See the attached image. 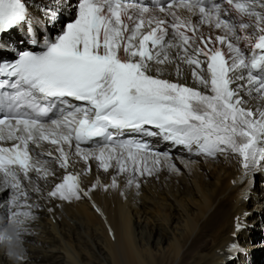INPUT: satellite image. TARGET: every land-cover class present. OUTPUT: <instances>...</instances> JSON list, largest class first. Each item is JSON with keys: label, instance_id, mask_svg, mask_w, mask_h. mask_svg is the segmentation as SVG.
<instances>
[{"label": "snow or ice", "instance_id": "1", "mask_svg": "<svg viewBox=\"0 0 264 264\" xmlns=\"http://www.w3.org/2000/svg\"><path fill=\"white\" fill-rule=\"evenodd\" d=\"M35 3L0 0V89L15 90L12 111L0 113V194L9 192L7 207L17 209L8 212L0 230L31 217L22 179L34 183L33 172L37 179L55 176L46 167L50 162L66 174L47 195L70 202L98 184L81 188L79 174L67 171L73 155L85 164L98 161L104 171L114 160L118 174H129V186L171 159L147 142L119 140L125 131L159 137L198 156L237 155L245 180L264 173V108H245L240 95L254 92L253 99L264 101V75L259 74L264 72V11L256 10L264 9V0H226L228 8L217 0H166L156 9L138 0H48L33 9ZM179 7L198 14L199 22L182 19L174 10ZM157 9L171 21L146 15ZM205 24L222 34L197 35ZM13 33L18 39H6ZM241 41L250 53L241 49ZM170 49L176 50L175 58ZM177 60L192 68L193 80L205 91L160 78L161 68L150 74L153 64ZM45 142L54 150L34 156L30 145L42 148ZM92 142L95 148L82 146ZM45 156L50 159L37 158ZM244 228L238 218L234 237ZM239 252L238 242L230 241L227 264Z\"/></svg>", "mask_w": 264, "mask_h": 264}, {"label": "bare ground", "instance_id": "2", "mask_svg": "<svg viewBox=\"0 0 264 264\" xmlns=\"http://www.w3.org/2000/svg\"><path fill=\"white\" fill-rule=\"evenodd\" d=\"M47 2L48 0H36L33 9ZM74 2L75 0L73 4ZM224 4L229 7L227 3ZM174 10L184 20L199 22L198 15L193 16L187 10ZM256 10L264 11L259 7ZM146 15L164 17L163 13L155 11ZM233 15H235L234 12ZM64 17L68 18V11H65ZM164 18L169 21L172 19L170 16ZM60 27L61 24H57L55 31H59ZM201 33L205 36L211 34L213 37L222 34L206 24L200 26L197 35ZM188 34L191 35V33ZM8 38L18 39L15 33L6 37ZM239 46L242 50L248 48L243 41ZM224 50L227 51L226 48ZM169 54L175 58L176 50L170 49ZM177 65L180 68L179 76ZM204 67L206 68V65ZM156 68L162 69L160 76L162 79L205 91L193 80L192 68L185 63L177 60L175 63L153 64L151 75L157 74ZM240 83L244 81H237V84ZM232 87L235 88L236 84ZM240 95L246 101L245 108L253 110L258 107L264 108V101L252 98L256 96V93L253 92L252 96H249L242 91ZM54 147L51 149L54 150ZM72 151L74 153V147ZM156 152L161 154L168 152L171 159L161 160L157 170H154L151 175L136 176L131 186L127 183L129 174H118L114 160L110 162L112 167L104 171L99 167L98 161L90 159L85 164L83 160L73 155L67 171L79 174L81 188L88 191L98 182L95 190L90 191L86 197L82 196L80 200L74 199L68 202L48 197L47 193L56 183L61 182L63 175L66 174L65 170L60 169L54 161L46 167L55 172V176H50L46 180L37 179L33 172L31 178L34 183L22 179V187L28 197L26 203L33 206L30 209L31 217L27 218L24 226L26 229L24 241L35 239L40 244H45L55 243L58 239L63 259L67 264H84L81 252L76 245L71 239H66L67 243L64 242L63 232L60 234L63 227L67 229L68 234L71 233L76 224L90 231L89 235L102 240L101 248L103 245L102 249L109 256L111 264H222L225 261L226 245L234 240L231 234L239 218L245 224H251L249 235L241 238L244 240L243 244L248 254L233 264H264V190L261 188H264V184H261V181L255 183L256 179L261 180V176L257 175L254 181L251 176L245 180L240 158L231 153L227 155L218 153L215 158L198 156L194 154V151L189 152L183 146L174 147L171 143L161 142H156ZM169 165H174L175 170ZM88 167L91 170L85 175V169ZM113 179L116 181L115 188L111 187ZM179 183H182V188ZM136 184H139L138 188ZM36 187L40 189L39 192L33 190ZM6 197L10 199L9 192L4 191L0 194V226L2 225V228L6 223L4 217L10 210L12 211L7 207ZM24 202L25 198L21 197V205ZM19 210L29 209L20 207ZM172 211H176L180 219V228L176 225L175 232H172L169 227L173 219ZM248 212L247 217L245 214ZM33 222H37L36 226L41 228L39 232L48 235V241H45V236L38 238L33 234L37 229L31 230L32 233L29 232ZM141 222L148 224L151 228H147L148 232L138 234L136 227ZM155 226L162 228L159 232L162 239H167L163 234L165 231L170 237L168 249L157 258L148 250H142L137 244L142 239L149 241L151 234L156 232ZM66 235L64 234L65 237ZM187 242L190 244L186 248ZM39 249L27 247L22 259L11 260L13 264H24L33 258L46 263H60L56 255L59 252L44 253ZM1 253L8 258L3 248H0ZM37 253L41 255L33 256ZM87 254L84 255L87 256Z\"/></svg>", "mask_w": 264, "mask_h": 264}, {"label": "rangeland", "instance_id": "3", "mask_svg": "<svg viewBox=\"0 0 264 264\" xmlns=\"http://www.w3.org/2000/svg\"><path fill=\"white\" fill-rule=\"evenodd\" d=\"M208 180L211 181V179H208ZM179 185L182 188V186H183L182 183H179ZM182 192H184V189H182ZM147 206H149V205H147ZM189 213L191 214V212H189ZM172 214H173V219H172L171 223L169 224V227H170L172 232H175L176 225L178 226L177 228H180V219L178 218V214L176 211H172ZM43 216H45V214ZM36 223L37 222H33L32 225H30L31 228H30L29 232L32 233L31 230L37 229V231H35L33 234L37 235L38 238H39V236L40 237L45 236L44 237L45 241H48L49 240V239H47L48 235L39 232V231H41V228L36 226ZM148 227H150V226H148V224L146 225L144 222L143 223L141 222L136 227V233H138V234L142 233L143 234L144 232H148L149 231L147 229ZM155 227H156V232L151 234L149 241H148V239H142V241L139 240L140 235H138L139 241L137 244L142 250H148L149 252L152 253V256L157 258L158 256L162 255V253H164L166 249H168V244L170 243V237L167 234L168 232L165 231V228H163V230L166 232L165 233L163 231L164 232L163 234L167 239L166 240H164V238L162 239V235L161 234L159 235L161 227L160 228H158V226H155ZM0 229H2V225L0 226ZM57 229H59V228L57 227ZM157 229H159V230H157ZM62 232H63L62 236H63L64 242L67 243L66 239H68V240L71 239L73 244H75L77 249L81 252V256H82L81 259L83 260L82 262L84 264H101L100 262H103L104 264H111L109 256L105 253V250L102 249L103 245L101 248L100 243L102 244V240H100V238H96L93 235L92 236L89 235L90 231L85 229L83 226H79V225L75 224V226L72 229V232L69 234L67 232V229L65 227H63V230L60 232V234ZM69 232H70V230H69ZM64 234H67L66 235L67 238L64 236ZM189 244H190L189 242L186 243V248L188 247L187 245H189ZM27 247H33V248L38 247V249L40 248L42 251H44V253H46V252L47 253L48 252H59V253H56V255L59 257L58 260L60 261V263H52V262L46 263L45 261L33 258V259H29V261H27L29 263L25 262L24 264H67L65 262V260L63 259V253L61 252L60 244L58 243V239L55 243H45V244H40L35 239H33L32 241H24V248L27 249ZM84 254H87V256H85ZM40 255H41L40 253H37L33 256L38 257ZM88 256L89 257L92 256L91 259ZM8 258L4 257L3 254L1 253L0 254V264H13L14 262ZM84 258H86V259H84Z\"/></svg>", "mask_w": 264, "mask_h": 264}, {"label": "clouds", "instance_id": "4", "mask_svg": "<svg viewBox=\"0 0 264 264\" xmlns=\"http://www.w3.org/2000/svg\"><path fill=\"white\" fill-rule=\"evenodd\" d=\"M27 219L17 218L16 223H12L3 230H0V248H3L5 255L12 260L22 259L25 255L24 234Z\"/></svg>", "mask_w": 264, "mask_h": 264}]
</instances>
